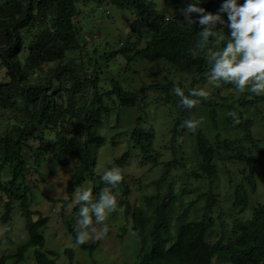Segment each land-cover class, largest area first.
Instances as JSON below:
<instances>
[{
    "label": "trees",
    "instance_id": "1",
    "mask_svg": "<svg viewBox=\"0 0 264 264\" xmlns=\"http://www.w3.org/2000/svg\"><path fill=\"white\" fill-rule=\"evenodd\" d=\"M87 1L114 5L135 16L126 42L118 51L110 53V57L123 54L128 61H161L185 77V81L176 83L166 77L162 83L135 90L114 83L112 90L102 93L96 67L87 71L80 64L65 63L68 53L82 47L79 39L82 29L75 19L82 13L81 4ZM165 1L180 9L190 2ZM221 3L222 0H203L200 6L215 13ZM166 17L149 0H2L0 76L5 74L0 77V120L6 118L8 123L4 127L0 125V189L5 196L0 221L9 223L13 203H20L29 239L16 255L2 256L0 264L10 261L21 264L32 247L39 248L35 252L37 264H56V253L43 251L45 237L41 228L48 218L30 209L32 187L28 184V173L32 167L29 160L32 159L35 170L49 155L62 166L76 160L67 198L62 201L63 211L73 202L75 190L88 182L93 181L91 189L95 199L106 186L102 176L95 173L97 162L92 154L93 147L104 143L98 132L112 114L106 98L115 97L122 107L143 110L151 93L157 94L151 98L152 102L170 108L173 126L166 147L175 152V159L165 164L166 172L161 178L152 181L157 190L150 196L144 195L145 208L151 211L149 215L145 208L133 207L129 201L132 189L123 172L130 154L123 153L112 165L121 168L123 174L122 181L113 189L118 207L124 208L127 217L132 216L133 230L141 244L136 264H214L218 252L226 264H264V203H252L259 180H264V139L254 137L255 122L244 120L240 111V107L264 104V95L250 94L246 88L239 94L231 92L224 97L217 87L211 97L201 99L190 111L183 108L180 98L172 91L173 86H180L185 95L193 88L203 87L211 63L205 49L199 50L196 58L191 54L200 40L201 27L186 23L183 13L170 21ZM224 18L227 19L226 15ZM223 31L225 41L214 44V38H210L209 47L215 50L223 46L229 38L227 28ZM49 64L54 67L45 71L44 67ZM29 74L34 75L33 81L27 80ZM226 85L235 89L234 85ZM199 105L210 112L214 124L211 128L218 130L216 133L208 128L206 134L199 125L194 131L181 127L186 119L196 120ZM231 111L236 114L235 119ZM221 114L224 121L219 124ZM261 121L264 123V117ZM227 132L241 135L226 137ZM186 135L193 140L191 155L181 145V140L187 142ZM154 139V126L146 125L144 118L138 116L130 141L133 148L140 149L143 166L151 157L155 162L160 157L154 148ZM35 143L38 146L34 147ZM174 169L191 175L181 184L183 195L191 200L184 204L176 220L173 214L176 182L165 186ZM5 171L7 181L2 179ZM192 184H196L194 190L200 185L207 189L192 198L193 193H185L188 188L193 190ZM79 206L76 203L73 208L77 219ZM193 206L200 207L201 212L190 219L188 213ZM248 210L252 212L251 217L246 216ZM68 231L76 236L74 219L69 222ZM94 245L85 243L81 248L93 252ZM68 254L73 259L74 251L70 249Z\"/></svg>",
    "mask_w": 264,
    "mask_h": 264
},
{
    "label": "rangeland",
    "instance_id": "2",
    "mask_svg": "<svg viewBox=\"0 0 264 264\" xmlns=\"http://www.w3.org/2000/svg\"><path fill=\"white\" fill-rule=\"evenodd\" d=\"M149 1L154 3L158 12L166 15L171 20L183 13V9L176 8L165 0ZM242 2L243 0H241ZM1 3L2 0H0ZM81 7L82 13L75 20L82 29L79 38L82 47L78 51L68 53L65 63L68 65L72 62L80 64L87 71H92L93 67H96V70L99 72L98 79L102 93L112 90L114 83H118L128 90H135L151 83H162L166 77L175 80L176 83L179 80L185 81V77H181V74L175 73L167 63L161 61L155 63L142 60L128 61L127 57L123 54L114 55L113 57L109 56L110 53L118 51L127 40L128 31L135 18L131 11L123 10L110 4L103 6L96 1H87L85 4H81ZM0 63H2L1 60ZM53 67L54 64H49L44 67V70L47 71ZM33 79H35L34 75L29 74L27 80L33 81ZM203 87L209 92L208 97H211L217 88L208 81L203 83ZM218 87L221 89L220 94L224 97L228 96L231 92L241 93L234 88H229L225 83H221ZM155 96L157 94H149L144 102L146 107L143 110L122 107L115 97L106 98L108 105L111 107L112 114L110 119L105 122L104 127L98 132V135L103 138L104 143L101 146L93 147L92 150L93 157L97 162L95 173L101 176L105 170L112 167L123 153L128 152L130 154L123 174L125 177L127 176V181L132 189L129 201L133 207L138 205L145 208L144 195L150 196L157 190L156 187H158L154 186L152 181L161 178L166 172L165 164L175 159L173 154L175 152L167 148L170 142V129L173 126L170 108L152 102L151 98ZM240 111L244 115V120L252 119L255 122L253 128L254 137L263 140L264 123L261 119L264 117V104L246 108L240 107ZM140 115L144 118L146 125L151 124L154 126V148L160 152L157 162H155L154 157H151L144 166L140 163V149L133 148L130 141L131 129ZM209 116H211L210 112L205 111L199 105L195 114L196 121H198L197 125L206 134L209 133L208 128L213 133H216L218 130L211 128L214 124ZM223 121V115L221 114L219 124H222ZM7 123L6 118L0 120V125H3V127ZM224 135L236 138L241 133L235 135L234 133L227 132ZM184 140L187 142L183 143L184 141L181 140V145L191 155L194 151V146L191 143L193 140L188 135L184 137ZM36 146H38L37 143L34 144V147ZM176 146L178 147L177 144ZM29 161L32 167L30 173H28V184L32 187L29 195L31 197L30 209L40 212L44 217L48 218L47 224L41 228L45 237L43 251L56 253V264H136L138 262L141 244L139 236L133 230V218L132 216L127 217L124 214V208L118 206L106 218L105 223L109 226L108 235L101 240L90 239L86 242L88 246L95 244L93 252L90 249H83L81 245L75 243V237L68 231L69 222L74 219L75 225H77L78 220L73 215V208L76 204L75 195L73 202L64 211L62 210V201L67 198V187L75 170L76 160H70L67 165L62 166L49 155L42 159L40 167H37L38 170H35L36 166L32 159ZM189 163L188 167L190 168ZM171 173V178L165 183V186L168 187L171 182H176L175 185L173 182L177 192L173 208L176 220L182 214L184 204L188 200H191L186 194L183 195L181 185L183 182L188 181L191 175L179 169H174ZM2 179L4 181L9 179L6 171ZM92 182L84 184L83 188H91ZM195 185L192 184L193 190L188 188L185 191L187 194L193 193L192 198H195L199 192L202 193L207 189V186L200 185L198 189L194 190ZM223 186L225 185L223 184ZM3 199H5V196L0 189V219L5 210ZM256 202L264 203V180H259L258 190L255 196L252 195V203L255 204ZM145 211L147 215L151 212L146 208ZM200 212V207L193 206L188 213V217L195 219ZM251 215V210L246 211L247 217H251ZM244 217L245 215H243ZM175 220L174 224L177 226L178 222ZM7 228H9L8 233L6 232ZM175 232L176 230L174 229V234ZM28 239L29 233L26 219L21 212L20 203L15 202L13 203L10 222L4 223L0 221V258L4 255H16L20 249L26 246ZM37 249L39 248H29L21 264H37L35 258ZM70 249L74 251L73 259L68 254V250ZM8 264H15V261H10ZM214 264L226 263L220 257L215 260Z\"/></svg>",
    "mask_w": 264,
    "mask_h": 264
},
{
    "label": "clouds",
    "instance_id": "3",
    "mask_svg": "<svg viewBox=\"0 0 264 264\" xmlns=\"http://www.w3.org/2000/svg\"><path fill=\"white\" fill-rule=\"evenodd\" d=\"M202 3L203 0H190L183 14L186 23L201 27L200 40L191 54L196 58L199 50H206L211 68L205 79L214 87L225 83L234 85L238 92L247 88L250 94L264 95V0H243L242 3L241 0H222L215 13L201 7ZM224 28H227L229 38L223 46L215 50L209 47L210 38H214V44L225 41ZM172 91L189 111L209 96L205 87L193 88L187 95L178 85H174ZM230 115L235 119V113ZM197 123L194 119H186L181 127L194 131ZM101 179L106 186L95 199L91 188L75 190V202L80 205L75 236L77 245L90 239L101 240L109 233L105 221L118 206L117 193L113 189L123 179L122 169L113 166L104 171ZM215 255L216 260L222 254Z\"/></svg>",
    "mask_w": 264,
    "mask_h": 264
},
{
    "label": "built area",
    "instance_id": "4",
    "mask_svg": "<svg viewBox=\"0 0 264 264\" xmlns=\"http://www.w3.org/2000/svg\"><path fill=\"white\" fill-rule=\"evenodd\" d=\"M170 19L168 17H166V21H169Z\"/></svg>",
    "mask_w": 264,
    "mask_h": 264
}]
</instances>
